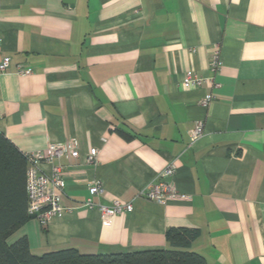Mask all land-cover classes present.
<instances>
[{"label":"crops","instance_id":"obj_1","mask_svg":"<svg viewBox=\"0 0 264 264\" xmlns=\"http://www.w3.org/2000/svg\"><path fill=\"white\" fill-rule=\"evenodd\" d=\"M0 56V132L23 154L79 152L52 162L64 212L44 227L29 218L8 241L111 253L165 247L167 228L187 227L208 264H264V0H0ZM186 71L201 85L182 87ZM170 163L184 196L144 198ZM96 179L94 202L132 211L103 224L84 205Z\"/></svg>","mask_w":264,"mask_h":264},{"label":"trees","instance_id":"obj_2","mask_svg":"<svg viewBox=\"0 0 264 264\" xmlns=\"http://www.w3.org/2000/svg\"><path fill=\"white\" fill-rule=\"evenodd\" d=\"M26 164L24 154L0 132V264H208L190 247L199 230L187 227L167 228L165 247L111 253H82L62 247L35 254L25 235L8 241L33 217L27 213Z\"/></svg>","mask_w":264,"mask_h":264},{"label":"built area","instance_id":"obj_3","mask_svg":"<svg viewBox=\"0 0 264 264\" xmlns=\"http://www.w3.org/2000/svg\"><path fill=\"white\" fill-rule=\"evenodd\" d=\"M9 56H0V73L7 70L9 66ZM221 62L217 52L212 60V70L217 69ZM28 72L23 66L17 67V73L22 74ZM203 81L202 76L194 74L192 71H186L180 81V85L184 88L200 86ZM209 98H204L203 103L208 102ZM202 132V124L200 121L196 123L192 131L193 136H198ZM69 145L49 144L45 150H36L24 154L26 158L25 171V189L27 197V213L36 218L40 226H46L53 217L60 216L65 207L61 203V197L65 187V181L61 168L52 165L54 158L62 154H68L70 157H79V152L74 142ZM98 149L91 147L89 152L82 158L87 164L96 162ZM42 163L50 164L49 172L41 168ZM175 167L172 163L168 164L161 172H159L155 182L148 183L142 190L141 194L144 198L160 204L166 203L173 196L183 197L175 191L172 176ZM102 190L101 182L93 180L88 188L89 197L85 200L84 205L89 209L96 210L101 222L105 225L110 224L113 216L120 213L132 211L131 203H122L118 199H114L110 205H103L92 200V196L98 194Z\"/></svg>","mask_w":264,"mask_h":264}]
</instances>
